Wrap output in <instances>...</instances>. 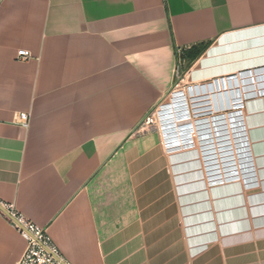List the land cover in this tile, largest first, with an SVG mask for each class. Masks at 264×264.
Wrapping results in <instances>:
<instances>
[{
    "label": "crops",
    "instance_id": "obj_1",
    "mask_svg": "<svg viewBox=\"0 0 264 264\" xmlns=\"http://www.w3.org/2000/svg\"><path fill=\"white\" fill-rule=\"evenodd\" d=\"M177 49L208 100L244 76L226 99L243 104L245 184L210 186L198 149L140 130L174 90ZM262 69L264 0H0V202L67 264H264V79L247 80ZM27 246L0 213V264Z\"/></svg>",
    "mask_w": 264,
    "mask_h": 264
},
{
    "label": "bare ground",
    "instance_id": "obj_2",
    "mask_svg": "<svg viewBox=\"0 0 264 264\" xmlns=\"http://www.w3.org/2000/svg\"><path fill=\"white\" fill-rule=\"evenodd\" d=\"M242 77L244 76L236 75L216 79L213 88L208 86V91L213 92L210 96L208 95L209 100L206 99L207 88L205 86L176 88L168 96L169 101L163 103L159 110L160 122H158L163 127L161 135L165 138V143L168 146L176 145L186 149L199 147L203 160L204 156L208 155L209 160L206 163H213L209 171L210 178H214L210 179L211 181L220 178L221 175L223 180H228V183L238 179L239 182L245 184L246 181L255 177L250 167L251 157L248 152L249 145L243 117L237 116L242 113L243 104L240 101L229 104L226 99L227 92L231 99L236 98L238 90L235 89L236 87L233 90L229 89L230 79L236 82L237 79L238 81L244 80ZM248 78L247 80L255 82L257 79H264V69L257 73L254 72ZM223 79L227 83L226 86L223 85ZM263 87L264 83L261 82L259 86L256 84V89L250 92L251 94L263 93ZM232 91H235L233 97ZM201 92L204 94H200ZM210 114L213 116H206ZM191 141L193 145L190 144ZM222 147L225 149L224 155Z\"/></svg>",
    "mask_w": 264,
    "mask_h": 264
},
{
    "label": "built area",
    "instance_id": "obj_3",
    "mask_svg": "<svg viewBox=\"0 0 264 264\" xmlns=\"http://www.w3.org/2000/svg\"><path fill=\"white\" fill-rule=\"evenodd\" d=\"M176 54L177 65L175 67V77H177L182 70L183 62L181 58L183 55V51L181 49H177ZM18 57L21 59H28L29 55L27 51L22 50L19 51ZM21 122L23 124H26V118L22 117ZM156 124V116L150 115L141 125L140 130L147 133L148 131L153 130V127ZM190 144L193 145L192 141ZM164 145L167 151H169L168 144L164 143ZM222 152H225V149L223 147ZM208 160V155H205L204 162L206 163V161ZM212 166V162L206 163L204 166L205 177L207 178L209 185L211 186L217 183L223 184L228 182L227 179L223 180L221 175L220 178H215L216 180H210L214 178L208 179V175L210 174L211 176V173L209 171L211 170ZM0 213L28 242L27 250L17 264H67L61 257L58 248L53 243L46 229L28 220L22 213L17 210L15 204H5L0 202Z\"/></svg>",
    "mask_w": 264,
    "mask_h": 264
},
{
    "label": "rangeland",
    "instance_id": "obj_4",
    "mask_svg": "<svg viewBox=\"0 0 264 264\" xmlns=\"http://www.w3.org/2000/svg\"><path fill=\"white\" fill-rule=\"evenodd\" d=\"M185 77H186V74L184 73V70L182 71L181 70V72H180V74L176 77V79H175V84H174V88L173 89H176V88H180V89H182V88H185V87H187L188 85H186V80H185ZM179 86V87H178ZM167 99H168V97H167ZM169 100H167L166 102H168ZM163 104V103H162ZM162 104L161 105H158L157 107H155L150 113H149V115L148 116H150V115H155L156 116V119H157V124L153 127V130H157L158 131V129H159V131H160V133H162L163 132V127L161 126V124L159 123L160 122V118H159V110H160V108H161V106H162ZM159 121V122H158ZM144 123V122H143ZM142 123V124H143ZM141 124V125H142ZM196 149H198L199 151H200V148L198 147V148H196ZM196 149H192V150H196ZM201 152V151H200ZM204 162V161H203ZM208 179H210V174L208 175ZM238 180V179H237ZM237 180H235V181H237ZM238 182H239V180H238Z\"/></svg>",
    "mask_w": 264,
    "mask_h": 264
},
{
    "label": "trees",
    "instance_id": "obj_5",
    "mask_svg": "<svg viewBox=\"0 0 264 264\" xmlns=\"http://www.w3.org/2000/svg\"><path fill=\"white\" fill-rule=\"evenodd\" d=\"M206 45L200 46L197 49H194L191 52H188L185 54V56H183L184 58H186L187 60L193 61L197 58L198 55H200L205 49H206Z\"/></svg>",
    "mask_w": 264,
    "mask_h": 264
}]
</instances>
